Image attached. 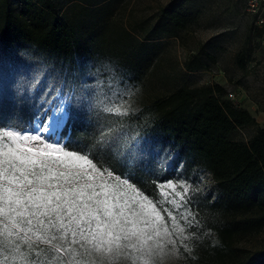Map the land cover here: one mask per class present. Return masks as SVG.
Returning <instances> with one entry per match:
<instances>
[{"label": "trees", "instance_id": "16d2710c", "mask_svg": "<svg viewBox=\"0 0 264 264\" xmlns=\"http://www.w3.org/2000/svg\"><path fill=\"white\" fill-rule=\"evenodd\" d=\"M162 12L175 28L192 21L174 5ZM254 28L261 34L262 28ZM168 33L177 35L174 29ZM250 38L249 32L236 55L240 67ZM201 54L213 58L207 50L191 55L184 62L188 71L207 68ZM135 70L100 50L83 55L54 0H2L0 127L26 126L34 118L37 100L23 98L16 88L21 80L41 75L73 94L70 133L65 129L71 145L88 153L104 178L110 172L112 179H127L138 190L128 195L153 215V205L159 210L184 264H264V247L247 252L235 245L264 231V127L216 82L181 86L127 108L141 85ZM32 95L38 98L39 92ZM98 97L116 111L98 109ZM247 127H255L249 136H232ZM108 129L105 142L101 132ZM200 174L212 181L207 189L197 184ZM104 258L100 252L76 257L89 264H102Z\"/></svg>", "mask_w": 264, "mask_h": 264}, {"label": "snow or ice", "instance_id": "6c2138e0", "mask_svg": "<svg viewBox=\"0 0 264 264\" xmlns=\"http://www.w3.org/2000/svg\"><path fill=\"white\" fill-rule=\"evenodd\" d=\"M16 91L37 103L26 126L0 127V264H89L76 257L128 249L150 255L149 241L167 226L154 205L155 215L128 195L138 190L127 179L110 172L104 178L89 154L71 145L65 129L70 133L73 94L41 75L21 80ZM95 106L116 111L104 98ZM111 131L101 139L107 142Z\"/></svg>", "mask_w": 264, "mask_h": 264}, {"label": "rangeland", "instance_id": "374dc122", "mask_svg": "<svg viewBox=\"0 0 264 264\" xmlns=\"http://www.w3.org/2000/svg\"><path fill=\"white\" fill-rule=\"evenodd\" d=\"M54 2L57 12L73 26L83 55L100 50L111 61H122L136 69L141 85L129 98L127 108H137L142 102L181 86L216 82L227 92H234L231 101L248 109L264 127V44L261 42L264 29L257 34L254 18L242 0ZM173 5L192 19L185 28L173 27L163 15V9ZM170 29L177 35H169ZM249 32L250 43L242 54L245 66L240 67L236 55L243 49ZM204 50L213 55L211 59L200 55L207 68L188 71L184 62ZM254 128L238 129L232 136L245 138ZM197 184L207 189L212 181L207 174H200ZM149 245L153 249L150 255L142 256L128 249L119 255L105 254L102 264H184L173 239L163 228ZM235 245L247 252L260 249L264 247V231L246 236Z\"/></svg>", "mask_w": 264, "mask_h": 264}, {"label": "built area", "instance_id": "2783aa9c", "mask_svg": "<svg viewBox=\"0 0 264 264\" xmlns=\"http://www.w3.org/2000/svg\"><path fill=\"white\" fill-rule=\"evenodd\" d=\"M244 7L254 18L255 26L264 29V0H242ZM261 42L264 44V34L261 36ZM230 100L235 98L232 91L227 92Z\"/></svg>", "mask_w": 264, "mask_h": 264}]
</instances>
